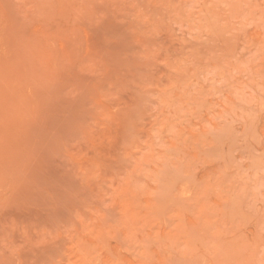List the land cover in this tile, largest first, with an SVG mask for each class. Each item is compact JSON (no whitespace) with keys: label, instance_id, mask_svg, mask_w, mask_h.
<instances>
[{"label":"rangeland","instance_id":"1","mask_svg":"<svg viewBox=\"0 0 264 264\" xmlns=\"http://www.w3.org/2000/svg\"><path fill=\"white\" fill-rule=\"evenodd\" d=\"M0 264H264V0H0Z\"/></svg>","mask_w":264,"mask_h":264}]
</instances>
